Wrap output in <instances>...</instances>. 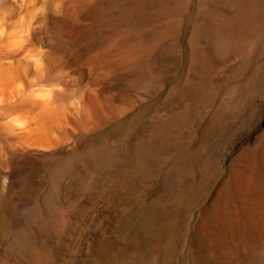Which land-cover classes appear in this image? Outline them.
<instances>
[{
    "label": "rangeland",
    "instance_id": "rangeland-1",
    "mask_svg": "<svg viewBox=\"0 0 264 264\" xmlns=\"http://www.w3.org/2000/svg\"><path fill=\"white\" fill-rule=\"evenodd\" d=\"M0 66V264H264V0H0Z\"/></svg>",
    "mask_w": 264,
    "mask_h": 264
},
{
    "label": "bare ground",
    "instance_id": "bare-ground-1",
    "mask_svg": "<svg viewBox=\"0 0 264 264\" xmlns=\"http://www.w3.org/2000/svg\"><path fill=\"white\" fill-rule=\"evenodd\" d=\"M231 1V0H230ZM244 16V15H243ZM27 23V22H26ZM30 24V23H29ZM26 25V27L25 26H23V28L24 29H22V30H20V28L18 29V31L17 32H13L12 33V35H11V37L12 36H23L24 34H26V36H28V33L30 32V27L29 26H27V24H25ZM30 35H31V32H30ZM17 38V37H16ZM23 38H21V40H22ZM9 40H11V39H8V41ZM27 41H28V39H26ZM20 41V40H19ZM21 43H22V41H20V42H18L17 40L16 41H14L13 42V40L12 41H9L8 42V45L6 46L9 50H10V55H15V56H19V55H21V54H23L22 53V45H21ZM24 44V43H23ZM25 47V46H24ZM24 49V48H23ZM27 57V56H26ZM21 64V63H20ZM9 66H10V64H9ZM7 67V66H6ZM40 67V66H39ZM8 68V67H7ZM0 69H1V66H0ZM2 77H4V78H6L7 77V79H9L10 80V78L12 77V78H14V80H18V79H24V81H25V83H27V84H32L30 81H27L26 79H25V77L17 70V68L16 69H12V70H10V69H6L5 68V70H3V68L0 70V78H2ZM9 77V78H8ZM27 78V77H26ZM49 78V77H48ZM3 79V78H2ZM38 79V78H37ZM14 82V81H13ZM17 82V81H16ZM11 84H12V82H11ZM14 84V83H13ZM16 85H17V83H16ZM43 85V84H42ZM15 86V85H14ZM5 87H8V86H5ZM10 87V86H9ZM20 88V87H19ZM18 88V89H19ZM12 89V88H11ZM17 89V88H16ZM43 90H44V88H42ZM13 90V89H12ZM15 90V89H14ZM32 90V89H31ZM18 91V90H17ZM45 91V90H44ZM43 91V92H44ZM21 92V91H20ZM49 92V91H48ZM19 93V92H18ZM34 92L32 91V94H33ZM45 93V92H44ZM49 94V93H48ZM14 95H15V93L14 92H11L10 94H5L4 95V100L7 102V101H10L11 99H13L14 98ZM21 95V94H20ZM41 95V94H40ZM40 95H38V97H40ZM42 96V95H41ZM44 96V95H43ZM4 100H2V101H4ZM10 103H13L12 101L10 102ZM44 107V106H43ZM19 121H21V120H19ZM14 122H15V120H14ZM16 122H17V119H16ZM28 122V121H27ZM18 123V122H17ZM16 123V124H17ZM19 123H22V122H19ZM26 124V123H25ZM30 124V123H29ZM22 125V124H21ZM16 127H17V125H15ZM11 127H12V125H11ZM11 127H10V129H11ZM20 128V127H19ZM9 129V130H10ZM15 129V128H14ZM11 130H13V129H11ZM10 130V131H11Z\"/></svg>",
    "mask_w": 264,
    "mask_h": 264
},
{
    "label": "water",
    "instance_id": "water-1",
    "mask_svg": "<svg viewBox=\"0 0 264 264\" xmlns=\"http://www.w3.org/2000/svg\"><path fill=\"white\" fill-rule=\"evenodd\" d=\"M56 95V91L52 90L50 96L54 97Z\"/></svg>",
    "mask_w": 264,
    "mask_h": 264
}]
</instances>
